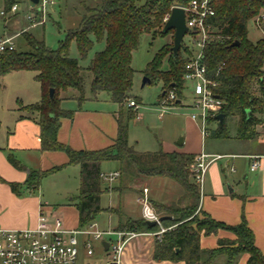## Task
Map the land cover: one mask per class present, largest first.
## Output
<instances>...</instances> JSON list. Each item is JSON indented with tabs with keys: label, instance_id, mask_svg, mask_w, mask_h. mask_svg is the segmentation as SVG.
I'll use <instances>...</instances> for the list:
<instances>
[{
	"label": "trees",
	"instance_id": "1",
	"mask_svg": "<svg viewBox=\"0 0 264 264\" xmlns=\"http://www.w3.org/2000/svg\"><path fill=\"white\" fill-rule=\"evenodd\" d=\"M94 8H87L76 29L67 32L65 40L57 49L51 50L26 32L17 39L25 44L20 50L16 39L13 51L0 53V77L13 72H33L34 81L41 89L38 102L24 106L36 115L40 133V151L62 152L67 156L66 165L79 167V188L73 198L78 212V226L83 228L93 222L104 210L100 197L106 192L101 187L100 167L104 162L119 165V179L124 187L138 178L164 177L182 186L190 203L183 209L173 206H155L168 213L162 217L161 226L173 227L160 239H155L153 259L155 261L184 262V264H236L239 257L247 255L246 264H264V255L254 245V234L245 219L236 226H227L214 221L198 210L200 218L193 216L198 209L200 191L194 182L190 167L194 155L136 152L128 145V124L135 118L136 110L128 107L123 114L121 108L131 99L134 70L131 67L132 53L140 45L144 34L152 37L162 34L163 21L175 8H185L190 0H146L143 5L136 0H94ZM23 0H2L4 12ZM214 15L207 18L210 43L203 49V61L207 78L217 84L214 93L222 100L219 114L224 118L217 124L214 135L224 136L226 120L237 119V137L250 139L255 135L254 127L264 119V0H212ZM260 21L262 35L255 41L248 38V25ZM74 42L80 60H85L94 42L103 43L104 48L96 52L86 67L71 58L69 48ZM237 46H232L233 43ZM171 44L160 48L146 64L143 75L150 83L161 82L162 93L166 86L175 89L176 99L182 97L185 64L190 56L186 47H181L174 56ZM166 61L167 68L162 69ZM89 81L90 99L100 94L119 106L117 134L113 144L98 151H74L57 140L62 118H71V111L60 108L67 94L78 106L86 100L85 82ZM54 91L49 98V90ZM137 105L139 101L134 99ZM178 102V101H177ZM175 104H178V103ZM176 106V105H175ZM248 112V113H247ZM122 115L123 118H122ZM214 118H209L208 123ZM8 162L17 170L26 172L24 183L28 193L38 192L41 180L58 172L66 165L46 171L28 170L12 154ZM16 196L22 195V187L9 183ZM172 218H171V217ZM159 227H149L143 220H128L117 227L120 232L154 234ZM224 230L234 236L233 240L219 239L216 249L201 251L200 236L215 235Z\"/></svg>",
	"mask_w": 264,
	"mask_h": 264
},
{
	"label": "crops",
	"instance_id": "2",
	"mask_svg": "<svg viewBox=\"0 0 264 264\" xmlns=\"http://www.w3.org/2000/svg\"><path fill=\"white\" fill-rule=\"evenodd\" d=\"M15 15H10L13 18L9 21L8 27H4L5 32L2 35L15 36L27 32V26L25 30L21 29L18 31L21 26L15 20ZM10 24L16 28L19 27L15 30V33L19 32V34H9ZM36 95L39 101L41 98L39 84ZM61 97L63 99L60 102V108L64 111H71L73 114L71 118H62L60 120V127L57 133L58 142L74 151H98L113 144L117 134L116 119L118 112L86 106V104H98L96 103L98 102L97 99H86L81 106H78V102L69 99L67 94H61ZM24 106L26 105L18 100L11 102L9 105L4 104V102L0 104V229H34L37 226L40 214L50 218L54 215L60 219L63 230L68 233H76L75 237L78 243L77 264H108L109 253L107 248L105 250L103 244L114 241L115 237L113 235H105L102 241H95L81 232L85 231L89 226L103 232H120L116 230L118 225H122L128 220H142L140 212L136 215L124 214V195L126 193H133L138 198L145 189L147 191V199L153 206L169 207L182 205V208H184L190 203L182 186L168 178H138L127 188L122 185L118 178L117 184L105 192L107 196L116 197L118 205L107 204L104 206L101 201L105 193L100 197V207L104 210L100 214L108 216L109 221L112 218H116L113 229L99 230L94 223L95 220L91 224L79 228L78 212L73 202L74 197L69 198L66 203L56 207L46 201L43 202L39 195L41 189L35 193H28L24 187L26 172L15 169L8 162L7 155L12 154L26 169L40 171H46L67 163V156L62 152L40 151V129L36 122V115H24L21 111V107ZM228 119H232L235 122L236 129L233 136L228 135L227 131L224 136L214 135L219 122L214 118L212 122L208 123V127L212 128L209 129L208 137L219 140L223 144V147L220 146L223 149L222 153H207L204 145L200 152L191 150L188 147L185 148L186 141L182 139L180 144L179 142L176 144V148L165 150L159 145L155 151H137L129 143V138L128 145L139 153H154L161 150L168 154L180 153L197 156L200 153H204L207 155V160L210 163L200 190L198 210L209 215L214 221L227 226L238 225L243 217L248 228L254 234L255 247L264 255V119L262 118L261 123L254 127L255 135L250 139L238 138L237 119ZM190 121L197 126L202 136L198 123L193 122L191 119ZM202 138L205 142L206 137L202 136ZM250 156L258 157L259 165L255 171H250L249 169L251 164ZM116 164V172H118L119 165L118 163ZM67 166L73 165H66L63 168ZM9 183L21 186L22 195L16 196L13 194L8 185ZM170 184H177L181 188V192L175 198H171L163 192L165 186ZM156 210L155 212L160 216V219L168 217L166 211ZM120 233L127 234L131 232ZM134 234L135 236L129 239L124 246L120 264H184V262L155 261L153 259V249L156 238L153 234ZM104 238H107V240L105 241ZM219 239L233 240L234 236L224 230H219L215 235H201L199 240L200 250L216 249ZM95 242L100 243L99 252L94 249L93 243ZM87 243L91 245V255H87ZM247 258V255L240 256L236 264H246ZM215 264H219V262Z\"/></svg>",
	"mask_w": 264,
	"mask_h": 264
},
{
	"label": "rangeland",
	"instance_id": "3",
	"mask_svg": "<svg viewBox=\"0 0 264 264\" xmlns=\"http://www.w3.org/2000/svg\"><path fill=\"white\" fill-rule=\"evenodd\" d=\"M146 0H136V4L143 5ZM94 0H56L55 5L48 7L46 10L45 23L40 26L26 29L25 16L31 14V10L35 7L29 3L28 0H23V3L17 5V13L15 20H17L21 26V29H26V33L31 35L35 40L42 42L45 47L55 50L59 44L65 40L66 34L70 30L77 28L81 17L83 16L85 9L96 7ZM5 11L3 9L2 0H0V12ZM13 17L7 12L6 16L0 15V35L5 32V26L9 24V21ZM165 23V22H164ZM163 23V25H164ZM8 27V26H7ZM19 27L9 26V34L15 33V30ZM262 35L261 29L256 27L254 23L248 25V38L251 41H255ZM173 32L171 31L166 36L157 35L152 37L150 34L142 35L140 39L139 48L132 53L131 67L134 70V77L131 89L132 101L139 103L136 105L135 118L128 124V138L129 143L135 147L137 151H155L158 146L162 148L172 149L176 148V144L182 139L186 141L185 148L200 152L204 145L205 152H223L220 148L223 144L219 140L206 137L205 142L199 133V130L195 124H193L189 116L193 113L190 106L193 104V97L191 90L183 82L182 97L176 99L175 102H169L166 100L169 91L176 92L175 89H171L166 86V94L164 97H160L162 93V83L153 82L145 84L143 87L142 80L144 78L143 70L146 64L152 59L154 54L166 44L172 43ZM18 47L20 50H24L25 44L21 39H17ZM187 39L184 38L181 47L187 48ZM104 48L103 43L94 42L91 51L88 53L85 60H80L79 54L76 50L74 42L71 43L69 48V55L71 58H75L79 61L80 66L86 67L90 60L93 58L96 52L101 51ZM167 68V63L164 61L162 69ZM33 72L20 71L13 72L3 77H0V104L4 102L7 105L11 104L15 100L22 101L24 105L34 104L37 99L38 84L33 80ZM85 97L90 98L89 81L85 82ZM98 104H86L87 107L103 109L105 111L118 112L119 106L112 103L106 94H100L97 98ZM179 104H175L176 102ZM176 105V106H175ZM165 106V107H164ZM123 114L128 110V103H125L121 108ZM21 111L24 115H30L29 110L21 107ZM124 115H122L123 118ZM196 126V127H195ZM208 127V132H209ZM235 122L232 119H227L226 131L228 135L233 136L235 134ZM204 142V143H203ZM223 147V146H222ZM184 148V147H183ZM101 174L109 176L116 172L117 164L115 162H104L100 167ZM78 167L67 166L62 168L58 172L48 175L41 180L40 196L43 202H47L52 206H60L67 202L71 197L77 195L78 190ZM117 184V180L108 181L101 180V187L103 189H110ZM164 193L171 198H175L180 192L181 188L177 184H170L165 186ZM101 204L106 206L118 205L116 197L107 196L105 193L102 196ZM124 214L130 213L133 215H141V206L137 202V198L133 193H126L124 195ZM152 208L154 206L151 204ZM174 209H183L182 205L173 206ZM155 209V208H154ZM156 210V209H155ZM158 212V210H156ZM193 216L200 218L198 209L194 212ZM97 229H113L116 218H112L109 221L108 216L100 214L94 219ZM117 229V228H116ZM106 241L107 238H104ZM94 249L100 251V243H93Z\"/></svg>",
	"mask_w": 264,
	"mask_h": 264
},
{
	"label": "built area",
	"instance_id": "4",
	"mask_svg": "<svg viewBox=\"0 0 264 264\" xmlns=\"http://www.w3.org/2000/svg\"><path fill=\"white\" fill-rule=\"evenodd\" d=\"M212 0H190L184 10V20L187 31L183 37L187 39V50L190 56L185 64L183 82L192 91L193 104L190 106L192 114L189 116L193 122L198 123L203 137H208V119L215 118L222 108V100L214 93L213 89L217 84L207 78V70L203 61V49L210 43L208 29L205 25L207 18L214 15L211 7ZM56 0H38L37 4H32L35 9L31 14L25 16L27 29L43 25L46 19V10L55 5ZM11 16L17 13V5H13L9 12ZM4 11L0 12L2 17L6 16ZM169 16V15H168ZM168 16L163 22H166ZM264 18V17H263ZM254 25L260 28V21ZM19 35H0V53L10 52L16 48V38ZM169 102H175L176 95L169 91L166 97ZM128 107L136 108L134 101L128 102ZM165 107V106H164ZM208 156L200 153L195 156L190 167L195 184L199 191L202 189L204 176L210 161ZM250 171L258 168V157L250 156ZM119 172H114L109 176L100 174L101 180L114 181L119 178ZM144 189L137 198L141 206V218L145 222L154 223L159 227L153 234L156 239L171 230L173 227L164 228L161 226L160 216L155 212L149 203ZM90 236L95 241H102L103 236L113 235L114 241L108 242L107 252L109 253L108 264H120L122 252L126 242L135 236L134 233L123 234L112 231H98L89 226L81 232ZM76 233H68L62 228L59 218H51L40 214L37 226L34 229L26 230H5L0 229V264H77L78 243ZM87 255H91V245L86 244Z\"/></svg>",
	"mask_w": 264,
	"mask_h": 264
},
{
	"label": "water",
	"instance_id": "5",
	"mask_svg": "<svg viewBox=\"0 0 264 264\" xmlns=\"http://www.w3.org/2000/svg\"><path fill=\"white\" fill-rule=\"evenodd\" d=\"M30 3L36 5L38 0H29ZM173 32V37H172V47H171V52L175 56L177 52L180 50L181 43L183 41V37L187 31V28L185 26V20H184V10L182 8L175 7L170 11V14L164 23V26L162 28V34H166L167 32ZM238 43H233L232 46H237ZM150 80L146 77L143 78L142 80V87L145 84H149ZM54 95V91L51 89L49 90V98L52 99ZM178 103V102H177ZM248 113V112H247ZM224 118L223 114H218L215 119L221 123ZM181 142L179 141V144ZM162 219V218H161ZM160 219V221H161ZM147 225L149 227L154 226V223L147 222ZM106 248H108V244L104 243L103 244Z\"/></svg>",
	"mask_w": 264,
	"mask_h": 264
}]
</instances>
